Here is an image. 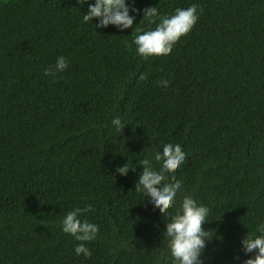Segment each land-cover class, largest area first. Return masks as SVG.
<instances>
[{
	"label": "trees",
	"instance_id": "16d2710c",
	"mask_svg": "<svg viewBox=\"0 0 264 264\" xmlns=\"http://www.w3.org/2000/svg\"><path fill=\"white\" fill-rule=\"evenodd\" d=\"M192 3L197 22L171 53L142 60L131 28L83 22L78 0H0V264H163V214L134 187L137 161L165 142L186 153L177 204L208 206L202 227L222 236L206 264L246 258L240 239L264 221V0L135 7ZM137 27L155 25L138 12ZM58 55L68 68L45 77ZM125 162L136 171L117 173ZM88 204L99 231L85 259L59 221Z\"/></svg>",
	"mask_w": 264,
	"mask_h": 264
},
{
	"label": "clouds",
	"instance_id": "9594fccd",
	"mask_svg": "<svg viewBox=\"0 0 264 264\" xmlns=\"http://www.w3.org/2000/svg\"><path fill=\"white\" fill-rule=\"evenodd\" d=\"M78 3L87 7L82 21L93 22V18H96L95 28L109 25L121 31L131 28V32H134L132 44L142 60L169 55L180 38L192 29L200 14L196 3L186 8L177 7L172 14H160L156 6L137 9L135 0H78ZM138 12L142 13L148 25L154 24L155 27L133 29ZM68 66L69 60L64 55H58L54 63L43 69V75L55 80ZM141 79L144 77L141 76ZM157 84L167 87L169 80L161 79ZM109 123L116 133L123 131L126 126L118 115L113 116ZM185 158L186 153L179 142H165L159 148L152 147L148 157L137 161L141 168L134 189L144 197L142 201H147L163 214L164 227L161 233L166 242L162 254L163 264H206L204 253L207 246L214 238L222 239L216 230L202 227L209 222L208 206L198 203L191 195H183L177 204V193L183 192V188L174 170L183 164ZM130 169L136 171V167L130 168L125 162L116 167V172L126 176ZM92 211L91 204L83 208L75 207L66 211L59 221L63 233L81 242L75 244L73 251L85 259L92 254L85 242L94 241L99 231V225L85 215ZM240 245L246 258L241 262L240 257L235 256L234 264H264V221L253 232L247 231L240 239Z\"/></svg>",
	"mask_w": 264,
	"mask_h": 264
}]
</instances>
